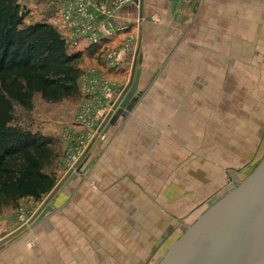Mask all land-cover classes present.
<instances>
[{"label":"crops","instance_id":"obj_1","mask_svg":"<svg viewBox=\"0 0 264 264\" xmlns=\"http://www.w3.org/2000/svg\"><path fill=\"white\" fill-rule=\"evenodd\" d=\"M98 3L107 8L112 0ZM177 6L173 0H143L140 15L137 4L125 5L113 18L115 36L91 45V51L85 50L90 43L84 38L78 39V49L72 51L68 26L63 22L58 28L68 51L82 54L79 101L89 97L84 89L85 72L96 67L111 89L109 96L101 94L97 99L103 102L102 112L107 113L111 98L128 83L132 65L139 61L138 96L134 106L101 134L104 139L93 142L81 174L64 184L51 202L53 211L0 246V252L13 251L24 258L23 264H99L105 248L112 259L117 253L127 257L128 264H147L150 243L161 239L173 224L168 220L162 226L166 212L159 208L164 206L165 191L180 190L181 185L188 190L218 191L227 183L222 175L234 173L230 175L234 183L247 159L261 157V151L256 150L261 142L260 129L264 128V112L259 110L242 108L246 110L243 125L254 128L255 137L248 140L250 148L242 146L234 155L222 144L226 139L211 145L215 141L213 127L235 121L213 114L211 85L213 79L224 77V68L228 74V64L233 63L234 70L244 61L262 62L264 66V0H191L182 17L177 14ZM55 12L48 22L36 23L53 26ZM114 50L119 54L117 63L112 59L105 62L106 53ZM251 73L250 78L264 79V69L254 68ZM224 110L227 113L228 108ZM56 112L54 120L48 119L52 125L41 130L45 137L56 128L58 134L52 137L57 139L59 127L71 120L72 112ZM242 142L245 144V139ZM65 173L59 171L57 178ZM157 192H161L159 197ZM42 225L50 229L47 235L51 241L55 239L53 246L26 249L17 245L34 239V231ZM116 239L126 248L127 240H144L145 246L120 250L116 249Z\"/></svg>","mask_w":264,"mask_h":264},{"label":"rangeland","instance_id":"obj_2","mask_svg":"<svg viewBox=\"0 0 264 264\" xmlns=\"http://www.w3.org/2000/svg\"><path fill=\"white\" fill-rule=\"evenodd\" d=\"M16 3L21 8V11L25 13V19L23 20V27L28 26L30 24H34L36 22H42L49 20V16L53 10H56V20L53 23L54 27L58 30L61 27V9H63V0H15ZM119 0H112V4L110 7L101 8L98 4V0H94L97 4L99 9L105 11L114 10L118 4ZM173 2L177 3V14L181 17L190 7L191 0H173ZM117 12L113 13L115 17ZM69 29V28H68ZM116 34V33H115ZM115 34L113 36H115ZM111 36V38L113 37ZM87 43V41H85ZM96 45V44H95ZM92 45V46H95ZM72 51L77 50V47H70ZM91 49L90 47H85V50ZM91 51V50H90ZM89 51V52H90ZM119 56L118 53L114 51L107 52L105 55V62L106 60H110L115 64L117 63V57ZM90 63L92 61L89 60ZM95 64V63H94ZM233 65V63H231ZM231 64L227 65L228 74H226V68H224V72H222V78H217L212 80V105H213V114H216V117H228L235 120L231 124L228 125H221V126H214L213 127V139L217 142L213 141L211 145H218L220 139H226V144L222 143L230 153L236 155L243 146L244 148H250L251 143H248L250 138H254L255 135L252 134V125L245 124L243 122L245 120V111L242 108H247V111H261L264 112V79L262 78H250L251 70L254 68H258L260 70L264 69L263 63H250V62H243L238 63V68L234 70ZM219 71V68H217ZM96 72L97 77L101 78L105 81V76L103 77V72L99 71L96 67H92L87 69V73L85 75L90 74L91 72ZM242 71H244L242 73ZM227 77H225V75ZM95 75V74H94ZM107 82V81H105ZM108 84V83H107ZM103 89V88H102ZM107 89V88H106ZM110 87L107 89L109 91ZM111 90V89H110ZM48 103V104H47ZM61 103V104H60ZM53 104V103H52ZM50 102H46L42 99L39 94H34L31 99L26 101L25 103H14L12 111L10 113V121L8 126L20 129L22 131H28L33 134H39L43 137L41 130L52 125L48 119H55L57 113V109L62 110L67 113L70 111L72 112L71 120H65L63 125L59 127L60 134L58 135L57 139L53 138L57 136L56 128H53L49 131L48 139L52 140L53 149H54V156L52 164L45 168L44 171L51 177L52 180L57 181V173L59 171L67 172L68 169L74 163V160L78 157V155L85 149V147L93 140L104 139V136L97 134V127L96 125H86L90 124L96 117L95 110L102 113L101 108L98 105V100L95 99L94 101L90 100V96L86 99V101H79L77 100H66L61 101L58 105H52ZM56 108V109H54ZM225 108H228L227 113L225 112ZM222 111V113L220 112ZM82 111H85V115L81 114ZM227 114V116H226ZM81 116V118H80ZM237 120V121H236ZM58 126V125H56ZM244 128V130H242ZM246 132V133H244ZM51 137V138H50ZM261 142L257 145L258 150L260 152V158L257 159L254 156L253 159H247L249 162L245 163L243 171L240 169L241 173H238L239 180H236L234 183L232 178H230L231 174L227 172V175H222V180H225L226 186L223 187L218 191L213 190H206L195 188L192 190L184 189L181 185V189L177 191L167 190L164 192V206L163 208H159L166 212L164 215L166 217L162 226H166L168 224V220L172 221L173 224L167 228L163 234L161 235V239L155 240V243L152 245L150 243L148 247V254L149 259L147 264H156L163 253L168 249V247L185 231V226L187 223L194 222L204 211H206L212 204L218 201L223 195L229 190L233 189L237 182L242 181L248 174L254 170V168L259 164L261 159L264 156V128L260 129L259 134ZM53 138V139H52ZM245 139V144L241 141ZM94 140V141H95ZM198 145V144H196ZM78 159V158H77ZM244 162L245 160L241 159ZM165 161V160H164ZM235 166L237 167L239 164V160H236ZM236 169V168H234ZM248 169L244 173V170ZM234 172V171H230ZM167 179V178H166ZM186 180V179H185ZM232 182V183H231ZM230 187V188H229ZM232 187V188H231ZM150 193V192H149ZM154 193V192H152ZM161 192L155 193L156 196L159 197ZM150 195V194H149ZM150 197V196H149ZM173 197V200L171 198ZM46 197H43L41 200H34L32 198H24L22 201L18 202L17 207L15 208H6L0 214V237L3 238L10 234L11 232L18 229L20 226L25 224L30 217L35 213V211L41 206L42 202L45 200ZM168 198V202L166 199ZM171 202L172 204H170ZM139 215V212L137 213ZM161 218V219H162ZM151 220V219H150ZM149 220V221H150ZM149 223V222H148ZM134 224V223H133ZM151 223L148 225L150 226ZM164 224V225H163ZM135 225V224H134ZM161 225V224H160ZM132 227V225H131ZM15 228V229H14ZM121 228V227H120ZM14 229V230H13ZM50 229L47 228L46 225H42L39 229L34 231V239L26 240L25 244H17L18 246L23 245L26 249L31 248H39L43 246H49V244L54 245L52 241L49 239L47 233ZM49 234V233H48ZM4 235V236H3ZM143 236L148 237L149 235H145L142 233ZM0 238V239H1ZM141 239V238H139ZM107 241V240H106ZM50 242V243H49ZM128 248L134 249L138 246V244H142L141 246H145L144 240H140V242H133L126 241ZM119 239H116V249H124L128 251L129 249L124 246V244L120 245ZM51 246V245H50ZM111 246V245H110ZM100 250H102L103 245H100ZM13 251H9V249L3 250L0 252V264H23L24 258H20ZM103 252V250H102ZM147 252V251H145ZM117 254V253H116ZM114 255V259L110 258L108 255V249L104 248V253L101 254L100 263L99 264H128L127 257L124 255ZM18 257L17 259H13L12 257ZM111 260L115 261L113 263ZM153 261V262H152ZM152 262V263H151Z\"/></svg>","mask_w":264,"mask_h":264},{"label":"trees","instance_id":"obj_3","mask_svg":"<svg viewBox=\"0 0 264 264\" xmlns=\"http://www.w3.org/2000/svg\"><path fill=\"white\" fill-rule=\"evenodd\" d=\"M24 19L15 0H0V212L41 200L55 184L44 172L55 158L52 140L9 127L13 104L34 94L50 103L80 97L82 54L70 53L55 27H23Z\"/></svg>","mask_w":264,"mask_h":264},{"label":"water","instance_id":"obj_4","mask_svg":"<svg viewBox=\"0 0 264 264\" xmlns=\"http://www.w3.org/2000/svg\"><path fill=\"white\" fill-rule=\"evenodd\" d=\"M142 14L143 0H134ZM134 62L130 78L111 98L97 134H105L129 111L138 96L140 71ZM93 139L46 195L30 219L0 239V246L16 238L53 211L51 202L61 187L81 174ZM156 264H264V156L236 187L212 204L168 247Z\"/></svg>","mask_w":264,"mask_h":264},{"label":"built area","instance_id":"obj_5","mask_svg":"<svg viewBox=\"0 0 264 264\" xmlns=\"http://www.w3.org/2000/svg\"><path fill=\"white\" fill-rule=\"evenodd\" d=\"M127 4L135 3L134 0H119L114 10L105 11L99 9L94 0H63L64 6L63 9H61V21L62 23L64 22L70 30L71 41L69 43L76 47L79 42L78 39L84 38L91 45H95L111 38V36L117 32V29H115L113 25V13L119 12ZM84 84L86 94L90 96L92 100L94 98L99 99L101 94L109 96L111 93L110 89L107 92V89L109 88L108 84L101 78L97 77V75H85ZM102 104L103 102L98 101L100 108H102ZM85 113V111H82L81 114L85 115ZM105 114L106 113H100L95 110V119L90 124L86 125H96L98 129ZM101 136L103 137V135ZM83 151H81V153ZM77 158L74 160V163Z\"/></svg>","mask_w":264,"mask_h":264},{"label":"bare ground","instance_id":"obj_6","mask_svg":"<svg viewBox=\"0 0 264 264\" xmlns=\"http://www.w3.org/2000/svg\"><path fill=\"white\" fill-rule=\"evenodd\" d=\"M252 171H253V170H252ZM252 171H251V172H252ZM251 172H250V173H251ZM250 173H249V174H250ZM249 174H248V175H249ZM244 179H245V178H244ZM244 179H243V180H244ZM243 180H242V181H243ZM239 182H240V181H239ZM237 183H238V182H237ZM235 187H236V186H235Z\"/></svg>","mask_w":264,"mask_h":264}]
</instances>
